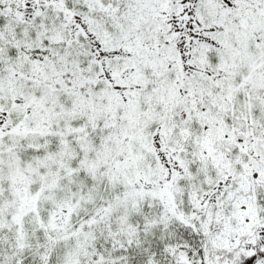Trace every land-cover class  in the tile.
Here are the masks:
<instances>
[{
    "label": "snow or ice",
    "instance_id": "1",
    "mask_svg": "<svg viewBox=\"0 0 264 264\" xmlns=\"http://www.w3.org/2000/svg\"><path fill=\"white\" fill-rule=\"evenodd\" d=\"M0 264H264V0H0Z\"/></svg>",
    "mask_w": 264,
    "mask_h": 264
}]
</instances>
